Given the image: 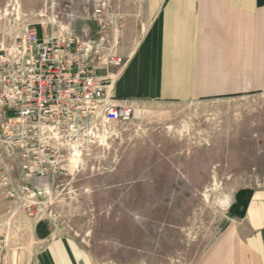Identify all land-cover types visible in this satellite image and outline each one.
Here are the masks:
<instances>
[{"label": "rangeland", "instance_id": "rangeland-1", "mask_svg": "<svg viewBox=\"0 0 264 264\" xmlns=\"http://www.w3.org/2000/svg\"><path fill=\"white\" fill-rule=\"evenodd\" d=\"M95 1L68 9V0H0V57L13 55L28 25L47 37L96 29L83 20ZM135 109L134 120L111 127L103 147L61 162L67 176L49 179L46 190L7 162L0 264H34L60 240L92 264H195L230 220L236 195L264 191V94Z\"/></svg>", "mask_w": 264, "mask_h": 264}, {"label": "crops", "instance_id": "crops-1", "mask_svg": "<svg viewBox=\"0 0 264 264\" xmlns=\"http://www.w3.org/2000/svg\"><path fill=\"white\" fill-rule=\"evenodd\" d=\"M81 1L68 0V9ZM106 1L109 8L100 20L109 27L108 42L101 55H116L125 64L90 66L98 80L111 81L117 100L135 106L264 94V0ZM93 12L87 10L83 20L95 22L96 29L88 27L82 36L73 29L68 33L98 40L103 34ZM37 32L47 37L42 28ZM35 171L26 180L37 191L48 189L49 178ZM230 215L195 264H264V191L239 192ZM68 242L50 245L34 264H92L90 256Z\"/></svg>", "mask_w": 264, "mask_h": 264}, {"label": "built area", "instance_id": "built-area-1", "mask_svg": "<svg viewBox=\"0 0 264 264\" xmlns=\"http://www.w3.org/2000/svg\"><path fill=\"white\" fill-rule=\"evenodd\" d=\"M108 8L106 0L94 3L103 34L98 40L69 33L40 38L28 25L13 55L0 57L1 176L9 175L7 162L15 161L22 177L31 169L49 179L66 177L61 162L89 156L103 147L111 127L135 119V106L117 100L111 81L98 80L90 66L125 64L116 55H101L109 27L100 19ZM23 189L30 192L26 184Z\"/></svg>", "mask_w": 264, "mask_h": 264}, {"label": "trees", "instance_id": "trees-1", "mask_svg": "<svg viewBox=\"0 0 264 264\" xmlns=\"http://www.w3.org/2000/svg\"><path fill=\"white\" fill-rule=\"evenodd\" d=\"M39 230H40V229H39ZM40 232H41V231H40ZM40 236H42L43 238L47 237V235H46V234H45V235L43 234V235H40Z\"/></svg>", "mask_w": 264, "mask_h": 264}, {"label": "bare ground", "instance_id": "bare-ground-1", "mask_svg": "<svg viewBox=\"0 0 264 264\" xmlns=\"http://www.w3.org/2000/svg\"><path fill=\"white\" fill-rule=\"evenodd\" d=\"M37 29V28H36Z\"/></svg>", "mask_w": 264, "mask_h": 264}]
</instances>
